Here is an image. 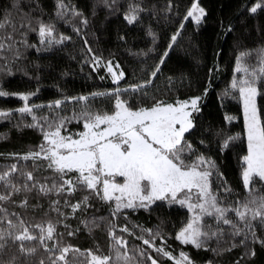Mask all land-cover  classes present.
Returning a JSON list of instances; mask_svg holds the SVG:
<instances>
[{
  "label": "trees",
  "instance_id": "16d2710c",
  "mask_svg": "<svg viewBox=\"0 0 264 264\" xmlns=\"http://www.w3.org/2000/svg\"><path fill=\"white\" fill-rule=\"evenodd\" d=\"M59 2L0 0V22L6 25L0 28L4 46L0 48V90L8 93L0 96V112L8 113L0 116V174L15 165L17 170L8 179L21 189L13 194L0 181V195L11 196L0 201V208L17 225L10 229L14 232L20 231V220L33 234L39 233L36 225H55L53 239L43 244L24 241L25 248L36 249L33 254L21 252L19 242L9 239L0 251V264H8L13 256L16 264H40L41 260L51 264L64 247L70 248L66 254L69 264H91L89 253L109 256L111 264H117L118 249L134 258L129 264H151L148 256L157 264H175L182 252L192 264H264V225L259 220L249 229L229 212L228 218L242 229L240 235H232L235 229L231 225L204 217L211 226L207 231L217 234L201 238L203 246L196 248L176 239L189 221L185 208L159 201L147 208L116 212L111 202L79 185L74 193L53 190L44 194L39 185H58L59 175L48 167L47 160L23 158L39 151L44 141L41 128L29 125L39 123L48 130L45 118L66 117L62 135L76 138L84 130L79 116L85 103L93 112L114 110V95L94 93L127 89L120 98L134 110L150 108L158 101L175 104L200 97L198 110L192 113L193 127L185 133L191 145V152L186 149L183 154L185 161L191 163L202 155L215 163L210 183L221 206L247 202L249 189L243 183L247 142L240 94L232 84L240 76L237 63L248 70L245 77L264 67V0H62L64 9L58 7ZM194 2L205 10L199 24L190 17L185 19ZM257 3L262 7L251 12ZM129 14L136 16L131 24L126 19ZM41 24L52 28L51 36H40ZM173 35L177 36L174 43ZM94 58H99V64ZM109 61L114 72L124 73L118 83L107 70ZM157 67L160 70L153 77ZM135 86L143 87L133 91ZM256 86L264 93V81L258 80ZM22 95L29 96L31 114L18 111L25 106ZM80 96L88 97L87 102L70 99ZM57 100L62 101L60 107L55 106ZM256 105L264 123V94L257 95ZM29 172L34 180L27 179ZM68 176L75 181V173ZM25 184L37 187L25 191ZM255 188L254 194L264 192V182L257 179ZM25 199L27 206L21 207ZM78 203L81 207L73 211L72 205ZM4 216L0 212V229H8ZM124 228L128 231H122ZM113 234L126 241V247H120ZM155 248H163L174 259Z\"/></svg>",
  "mask_w": 264,
  "mask_h": 264
},
{
  "label": "snow or ice",
  "instance_id": "6c2138e0",
  "mask_svg": "<svg viewBox=\"0 0 264 264\" xmlns=\"http://www.w3.org/2000/svg\"><path fill=\"white\" fill-rule=\"evenodd\" d=\"M58 7L64 9L66 6L60 0ZM262 7L257 3L251 8L255 13ZM135 11V9H133ZM63 15V12L58 13ZM78 14V13H77ZM205 16V10L194 2L191 9L187 12L185 19L192 18L197 24ZM7 18H5L6 20ZM131 24L136 19L135 15L129 14L126 17ZM86 23V21H85ZM4 22H0V28H4ZM183 27V25H181ZM39 34L43 38L51 36L52 28L41 24ZM67 39L62 37L61 40ZM173 43L177 36H172ZM43 43V39L41 40ZM61 41H57L60 43ZM51 43V41H49ZM4 46L0 44V48ZM171 47V45H169ZM167 55V53H165ZM99 64V58H94ZM163 63V61H161ZM109 73L112 74L114 82H119L124 73L117 74L113 71L111 62L106 65ZM116 67H119L118 65ZM159 67L152 72L155 77L159 72ZM241 68L238 67L237 71ZM246 75L248 70L244 69ZM264 81V67L259 72L253 71L250 78L242 81H234L232 87L238 88L244 106L245 127L247 130V148L248 154L244 156L246 167L243 172V183L249 189L250 199L245 203H237L234 207L221 206L218 196L211 188L210 177L211 169L215 168V163L204 156H197L196 160L187 163L184 158V152L187 149L191 152V145L185 140V133L193 127L192 113L198 110V101L200 97H194L186 101H177L175 105L157 102L150 108L133 109L126 100L120 98L121 91L127 89H116L114 93H94V96L114 95V110L109 112H93L87 103L82 108L79 119L83 122L84 131L72 135H62V129L65 128L66 117L58 116L53 120H47V129L39 123L29 125L30 127L41 128L46 145H40V151L31 152L24 156L27 159L42 158L48 161V167L53 169L61 180L60 184H53L51 188L45 185H39V191L47 194L53 190L57 194L65 191L74 193L77 185L90 190L92 194L108 202H115L116 212L123 208H147L158 200L168 199L170 203H179L186 206L194 215L187 225L176 235V239L183 244H191L196 248L203 246L201 237L211 238L217 233H209L203 230L210 228L204 221V217H215L216 222H222L225 225H231L235 231L234 235H240L242 229L228 218L229 212H234L244 226L252 229L253 221L259 220L264 225V192L259 194L255 188V182L258 179L264 182V123L261 122L257 110L256 97L261 93L257 88V81ZM150 83V81H149ZM143 86L133 87V91ZM8 93L0 90V96H6ZM25 101V106L18 109L21 113L31 114L33 108L28 106V95L20 97ZM77 101L87 102L88 97L80 96L75 98ZM62 101H55V106L60 107ZM35 107H40L35 105ZM8 113L0 112V116H7ZM33 120L36 117L33 116ZM231 139H235L234 137ZM224 147H228L225 142ZM16 166L13 165L10 172L0 174V181L11 190V193L21 191L15 184L8 179L12 172H15ZM69 173H75V181L68 176ZM28 180H34L32 173L25 174ZM117 178H122L123 182H118ZM25 191H31L27 184ZM10 195H0V201L10 200ZM88 197H84L86 203ZM58 203V201L54 202ZM27 206V200L20 205ZM81 207V204L72 205L73 211ZM56 211H59L56 209ZM4 212V220H7L8 229H0V251H2L9 239L13 243L19 242V250L28 254L35 253V248H25L24 241L39 240L41 244L45 240H51L55 234V225L48 223L36 225L39 229L38 234H33L29 227H26L23 220L19 222L20 231L15 229L12 220L7 218V210L0 208ZM15 215V213H13ZM2 222V221H0ZM122 231H128L127 228ZM72 233H69L71 235ZM253 236L255 232L253 231ZM113 238L120 247H126L127 242L122 238ZM144 244L152 246L149 240H144ZM264 244V241H261ZM52 251V249H46ZM70 251L69 247L60 250V255L51 260V264H57V261H63L69 264L66 254ZM79 251V250H76ZM155 251L163 256L174 259L171 253L163 248H155ZM91 255V264H111V257H99ZM141 256L144 253H140ZM180 259H175V264H192V261L185 253L180 254ZM151 264H157V261L151 256L147 257ZM51 259V258H50ZM133 257H129L117 250L116 261L123 260L124 264H129ZM8 264H16V257L13 256ZM40 264H45L44 260ZM142 264V262H138Z\"/></svg>",
  "mask_w": 264,
  "mask_h": 264
},
{
  "label": "rangeland",
  "instance_id": "374dc122",
  "mask_svg": "<svg viewBox=\"0 0 264 264\" xmlns=\"http://www.w3.org/2000/svg\"><path fill=\"white\" fill-rule=\"evenodd\" d=\"M238 67H240L241 68V70L240 71H237V68ZM114 71V70H113ZM236 71H237V73L238 74H240V76L239 77H237L236 78V80L235 81H242V80H244V79H246V78H250V77H245L244 76V68H243V66L239 63H237V66H236ZM111 74V73H110ZM242 74V75H241ZM111 76H112V74H111ZM113 79V78H112ZM240 101H241V104H242V117H243V123H244V129H245V136H246V142H247V130H246V127H245V118H244V106H243V100L241 99V97H240ZM176 104V103H175ZM175 104H173V105H175ZM192 118V117H191ZM84 131V130H83ZM77 138V137H76ZM75 139V138H74ZM46 141L44 140L43 141V143L42 144H45L46 145ZM40 151V150H39ZM38 152V151H37ZM247 154H248V148H247ZM26 156V155H25ZM244 161V160H243ZM245 163V162H244ZM245 167H246V165H245ZM211 171L213 172V169H211ZM244 172V171H243ZM117 180H118V182H123L122 181V178H117ZM210 180H211V178H210ZM159 201H161V200H158V201H155V202H159ZM162 201H164L165 203H167V204H175V205H178V206H180V207H183V208H185L187 211H188V215H189V221H190V219H191V217L194 215V213H192V212H190L189 210H188V208L186 207V206H181L179 203H170L169 202V200L168 199H165V200H162ZM108 202H111L114 206H115V202L114 201H108ZM154 202V203H155ZM153 204V203H152ZM150 206V205H149ZM148 206V207H149ZM138 208V207H137ZM125 209H130V208H123V209H121L120 211H122V210H125ZM131 209H133V208H131ZM188 221V222H189ZM187 225V224H186ZM185 225V226H186ZM184 226V227H185ZM183 227V228H184ZM209 228L208 227H205L203 230H205V231H207ZM180 232V231H179ZM178 232V233H179ZM234 233V231L233 230H231V234L232 235H234L233 234ZM201 238H203V237H201ZM181 258V257H180ZM180 258H178V259H180ZM185 264H186V262H185Z\"/></svg>",
  "mask_w": 264,
  "mask_h": 264
}]
</instances>
